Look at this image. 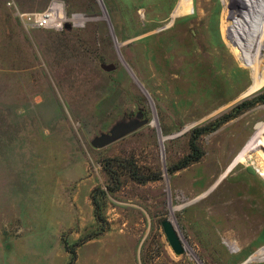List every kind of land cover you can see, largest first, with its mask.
Segmentation results:
<instances>
[{"label":"rangeland","instance_id":"obj_1","mask_svg":"<svg viewBox=\"0 0 264 264\" xmlns=\"http://www.w3.org/2000/svg\"><path fill=\"white\" fill-rule=\"evenodd\" d=\"M235 1L226 39L233 0H0V264H264V105L202 135L201 159L168 172L192 129L264 93L240 97L257 61L264 79V36L253 50L264 0ZM54 3L70 30L15 14Z\"/></svg>","mask_w":264,"mask_h":264},{"label":"trees","instance_id":"obj_2","mask_svg":"<svg viewBox=\"0 0 264 264\" xmlns=\"http://www.w3.org/2000/svg\"><path fill=\"white\" fill-rule=\"evenodd\" d=\"M262 104L264 105V93L258 94L254 97H252L249 100H244L241 103L235 105L227 114H224L223 116H221L220 118L216 119L215 121L201 126V127H196L194 129L191 130L190 133V138H189V142H188V148H189V155H187L186 157H184V159H182L175 167L173 168H169L168 172H175L177 170H182L186 167H188L190 164L198 162L201 157L203 156V151L200 149V146L198 144V140L202 135L205 134H209L212 133L214 131H216L219 127H221L223 124L229 122L230 120L236 118L237 116H239L241 113L252 109L253 107ZM104 170H107L108 172H111V167L107 166L104 167ZM128 171L130 172V174H132L131 176L135 179H137L139 181V179L137 178V171L135 172L134 169H130L128 167ZM143 181H139V182H144ZM113 190H110L109 192H112ZM94 208H95V213L98 209V205L96 203V201H94Z\"/></svg>","mask_w":264,"mask_h":264},{"label":"water","instance_id":"obj_3","mask_svg":"<svg viewBox=\"0 0 264 264\" xmlns=\"http://www.w3.org/2000/svg\"><path fill=\"white\" fill-rule=\"evenodd\" d=\"M64 29L65 30H70L71 29V25L69 23H66L64 25ZM99 67L105 71V72H111L114 70V66L112 64L106 65V64H100ZM255 94V93H254ZM139 118V116H138ZM143 125L142 122H138L135 123L133 125H130L128 127H125L123 129H120L118 131H116L112 136H108V135H103L97 139H95L92 142V146L95 148H99L102 147L106 144L111 143L112 141L126 135L129 134L131 132H134L135 130L141 128ZM262 130L264 129V121L263 122H258L255 124V130ZM260 142V139L257 140V143ZM161 227L164 233V236L167 240V243L169 245V247L171 248L172 252L176 255V256H180L184 253V248L182 246V243L172 225V223L168 220V219H164L161 221Z\"/></svg>","mask_w":264,"mask_h":264},{"label":"bare ground","instance_id":"obj_4","mask_svg":"<svg viewBox=\"0 0 264 264\" xmlns=\"http://www.w3.org/2000/svg\"><path fill=\"white\" fill-rule=\"evenodd\" d=\"M237 1H239V0H237ZM191 7V2H188L187 1V3L186 2H181V5L179 6V8H178V11H180V12H186V10L187 9H189ZM228 9V8H227ZM225 11V10H224ZM179 12V13H180ZM235 13H237V10H236V1L235 0H233V4H231V6L229 7V10L226 12L225 11V15H226V18H225V20H224V22H223V24H222V28L223 29H225V31H226V29H227V27H229L230 26V24H232V22H230V18L234 15L235 16ZM240 23H244V24H247V22H246V20H243V22L242 21H239V24ZM235 24L237 25V28H235L234 26V28H235V30L237 31H241L242 32V34H244V30H243V27L242 26H240L239 24H238V21L237 22H235ZM259 35H257V37H256V39L254 40V45H253V50L254 49H257L256 48V46H257V41H258V39H260V38H263V36H264V23L259 27ZM235 31V32H236ZM222 33H223V31H222ZM228 34L230 35V31H226V35L224 36V34H222L223 35V37H225L226 38V36L228 37ZM232 34V33H231ZM247 35V34H246ZM231 36V35H230ZM250 37V36H249ZM248 37V38H249ZM227 39V38H226ZM245 39V38H244ZM243 40V39H242ZM246 41V40H245ZM242 43V42H241ZM246 43V42H245ZM244 43V40H243V43L242 44H245ZM259 43V45H260V42H258ZM263 44V43H262ZM242 47V46H241ZM244 48V47H243ZM245 49V48H244ZM256 51V50H255ZM247 50H246V52H236V56L238 55L239 57H241V59H245V58H247L248 57V54H247ZM255 53V52H254ZM255 55V54H254ZM252 57H253V55H252ZM249 59H252V58H249ZM247 63H249V62H247ZM254 63V62H253ZM263 68V67H262ZM260 69H261V67H260ZM257 71H258V61H257V63H254V66H252V71H250L249 70V74H250V76L252 75V74H254L255 76H254V78H253V81H252V84H251V86H248L247 87V89L245 90V92H243L241 95H240V97L242 98V97H246V96H249V95H251V94H254V93H256V92H258V91H260L262 88H263V81H264V79L262 80L260 77H258L257 76ZM263 74V73H262ZM262 76V75H261ZM264 76V75H263ZM258 174L261 176V168H259V170H258ZM262 177V176H261ZM263 178V177H262Z\"/></svg>","mask_w":264,"mask_h":264},{"label":"built area","instance_id":"obj_5","mask_svg":"<svg viewBox=\"0 0 264 264\" xmlns=\"http://www.w3.org/2000/svg\"><path fill=\"white\" fill-rule=\"evenodd\" d=\"M12 3H7L11 7ZM17 18L25 25L31 28L62 30L66 24V19L62 12L60 4L54 3L48 9L38 13H23L15 10ZM74 17L69 21L74 22Z\"/></svg>","mask_w":264,"mask_h":264}]
</instances>
